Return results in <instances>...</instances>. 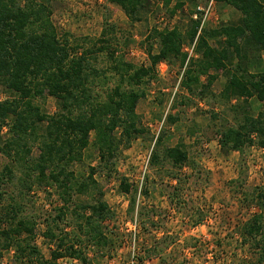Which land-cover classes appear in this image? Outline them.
<instances>
[{"label": "trees", "instance_id": "obj_1", "mask_svg": "<svg viewBox=\"0 0 264 264\" xmlns=\"http://www.w3.org/2000/svg\"><path fill=\"white\" fill-rule=\"evenodd\" d=\"M158 1L170 17L185 5V0L173 5L174 0ZM213 1L239 12L238 22L200 29L202 13L194 5L183 27L148 32L140 43L148 64L136 66L125 60L117 28L107 21L98 38H75L53 24L51 0H0V87L6 94L0 101V155L6 160L0 171V257L13 249V264H58L64 257L89 264L84 247L112 249L108 236L112 213L97 178L110 180L123 152L149 134L137 106L161 63L178 61L185 68L181 87L199 97L223 75L219 99L242 103L230 107L232 122L222 117L215 130L220 149L242 153L253 146L264 148V71L250 72L249 58L251 50L264 51V0ZM108 2L131 23L141 21L151 8V0ZM192 45L198 56L193 60L184 49ZM44 96L56 103L50 115L37 104ZM249 99L261 104L255 117ZM212 119L219 116L213 114ZM166 121L174 124L177 118L167 116ZM164 139L162 131L152 137L148 167L172 181L171 203L179 196L180 180L187 179L180 172L192 162L182 142L170 147ZM90 147L97 163L85 175H77L73 166L82 163ZM118 182V192L128 197V213H134L137 194L145 197L147 189L133 187L125 177ZM10 186L14 194L7 192ZM33 188L53 189L61 202L54 216L42 221L43 238L54 244L49 259L35 243L38 221L26 208ZM254 200L264 202V189L255 190ZM142 216L139 207L137 217ZM240 236L257 252V262L264 264V212L242 224ZM154 249L144 251L146 258L156 254ZM135 258L142 261L132 256V262Z\"/></svg>", "mask_w": 264, "mask_h": 264}, {"label": "rangeland", "instance_id": "obj_2", "mask_svg": "<svg viewBox=\"0 0 264 264\" xmlns=\"http://www.w3.org/2000/svg\"><path fill=\"white\" fill-rule=\"evenodd\" d=\"M194 5L202 10L199 12L205 28L231 24L240 17L233 8L217 6L211 0L194 3L185 0L182 10L170 17L160 7L161 2L151 0L150 11L141 21L131 23L120 8L108 0H51V19L60 33L68 32L75 38H98L107 21L117 28L118 48L125 60L140 66L148 64L140 46L148 32L152 28L183 27ZM184 49L189 55L190 47ZM189 57L193 60L198 56L192 51ZM249 58L253 60L250 72L264 71V51L251 50ZM184 69L176 60L157 67L155 79L147 86L145 98L137 106V113L149 134L133 141L123 152L116 166L117 172L110 180L97 178L103 188V200L112 213L108 236L113 244L107 252L84 247L89 264H259L257 252L243 244L240 228L253 214L264 212V202L251 201L256 189H264V148L253 146L242 153H224L218 145L215 130L223 123L222 117L232 122L230 107L241 104L242 100L232 99L227 104L219 99L225 84L223 75L218 76L202 97L197 93L189 94L180 85ZM5 98L0 87V101ZM37 104L49 115L56 110L55 100L49 96L37 100ZM248 105L254 117L262 109L254 99H249ZM213 114L219 119L213 120ZM167 116L177 118V121L168 124ZM161 131L165 134L164 144L172 147L182 142L192 162L189 168L180 172L187 179L180 180L179 196L171 203L168 194L172 191V181L148 167L154 143L151 139ZM5 163L0 155V171ZM96 163L97 155L90 147L84 152L82 163L74 165L73 170L77 175H85L88 167ZM121 177L139 190L147 189V196L137 194L134 213L127 211L128 197L118 192ZM236 179L237 182H231ZM7 192L14 194L15 188L10 186ZM60 204L56 192L50 188H33L27 195V211L38 221L35 243L45 259L50 258L54 244L43 238L42 221L49 215L53 217L54 209ZM139 207L143 211L140 220L137 217ZM153 247L156 254L151 253V257L146 258L144 251ZM132 256L140 257L142 261L138 263L135 258L132 262ZM57 263L82 264L69 257L61 258ZM0 264H13V249L2 253Z\"/></svg>", "mask_w": 264, "mask_h": 264}, {"label": "built area", "instance_id": "obj_3", "mask_svg": "<svg viewBox=\"0 0 264 264\" xmlns=\"http://www.w3.org/2000/svg\"><path fill=\"white\" fill-rule=\"evenodd\" d=\"M212 2H213V0H211V3H212ZM197 10H198V11H202L200 7H198ZM203 23H204V19L202 20V23H201L200 29H201ZM192 51H193V45L190 46V51H188V52H189V55L192 54Z\"/></svg>", "mask_w": 264, "mask_h": 264}, {"label": "crops", "instance_id": "obj_4", "mask_svg": "<svg viewBox=\"0 0 264 264\" xmlns=\"http://www.w3.org/2000/svg\"><path fill=\"white\" fill-rule=\"evenodd\" d=\"M175 1H179V2H180V1H183V0H175ZM215 5H217V6H218V5H219V6H222V5H223V6H227V5H225V4L216 3V2H215ZM229 7H230V6H229ZM238 13H239V12H238ZM239 14H240V13H239ZM239 19H240V17L237 19V21H235V22H233V23L238 22ZM233 23H231V24H233ZM262 71H263V70H262Z\"/></svg>", "mask_w": 264, "mask_h": 264}]
</instances>
